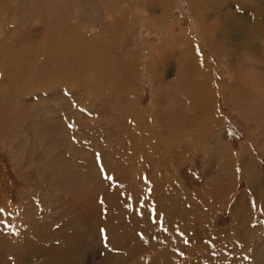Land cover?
Segmentation results:
<instances>
[{
	"label": "rangeland",
	"instance_id": "1",
	"mask_svg": "<svg viewBox=\"0 0 264 264\" xmlns=\"http://www.w3.org/2000/svg\"><path fill=\"white\" fill-rule=\"evenodd\" d=\"M255 1L0 0V264H264Z\"/></svg>",
	"mask_w": 264,
	"mask_h": 264
},
{
	"label": "bare ground",
	"instance_id": "2",
	"mask_svg": "<svg viewBox=\"0 0 264 264\" xmlns=\"http://www.w3.org/2000/svg\"><path fill=\"white\" fill-rule=\"evenodd\" d=\"M264 5V0H257L254 2L253 6L250 7L254 12H255V15L257 16H260V9L261 7ZM242 8V7H241ZM247 9V8H246Z\"/></svg>",
	"mask_w": 264,
	"mask_h": 264
},
{
	"label": "snow or ice",
	"instance_id": "3",
	"mask_svg": "<svg viewBox=\"0 0 264 264\" xmlns=\"http://www.w3.org/2000/svg\"><path fill=\"white\" fill-rule=\"evenodd\" d=\"M0 212H3V209H0Z\"/></svg>",
	"mask_w": 264,
	"mask_h": 264
}]
</instances>
